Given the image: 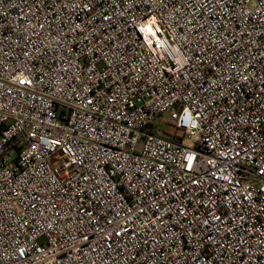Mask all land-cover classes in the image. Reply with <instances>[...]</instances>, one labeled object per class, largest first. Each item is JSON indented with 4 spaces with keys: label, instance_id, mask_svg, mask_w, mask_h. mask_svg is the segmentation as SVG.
Segmentation results:
<instances>
[{
    "label": "built area",
    "instance_id": "obj_1",
    "mask_svg": "<svg viewBox=\"0 0 264 264\" xmlns=\"http://www.w3.org/2000/svg\"><path fill=\"white\" fill-rule=\"evenodd\" d=\"M0 264H264V0H0Z\"/></svg>",
    "mask_w": 264,
    "mask_h": 264
},
{
    "label": "rangeland",
    "instance_id": "obj_2",
    "mask_svg": "<svg viewBox=\"0 0 264 264\" xmlns=\"http://www.w3.org/2000/svg\"><path fill=\"white\" fill-rule=\"evenodd\" d=\"M168 119V114L164 115L163 118H160L158 120V124L161 126V128L166 131L167 133H172V134H178L179 131L177 129H175L170 123H168L167 120Z\"/></svg>",
    "mask_w": 264,
    "mask_h": 264
}]
</instances>
